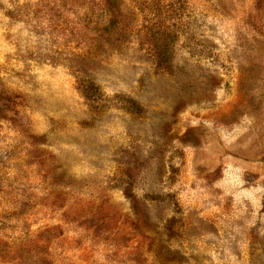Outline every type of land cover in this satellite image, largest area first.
Here are the masks:
<instances>
[{
	"label": "rangeland",
	"instance_id": "1",
	"mask_svg": "<svg viewBox=\"0 0 264 264\" xmlns=\"http://www.w3.org/2000/svg\"><path fill=\"white\" fill-rule=\"evenodd\" d=\"M0 264H264V0H0Z\"/></svg>",
	"mask_w": 264,
	"mask_h": 264
}]
</instances>
